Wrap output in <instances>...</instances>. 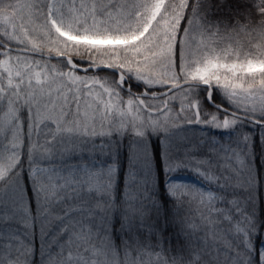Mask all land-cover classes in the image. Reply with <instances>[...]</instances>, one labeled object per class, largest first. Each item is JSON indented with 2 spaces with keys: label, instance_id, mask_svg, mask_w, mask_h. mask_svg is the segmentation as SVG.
<instances>
[{
  "label": "snow or ice",
  "instance_id": "1",
  "mask_svg": "<svg viewBox=\"0 0 264 264\" xmlns=\"http://www.w3.org/2000/svg\"><path fill=\"white\" fill-rule=\"evenodd\" d=\"M0 264H264V0H0Z\"/></svg>",
  "mask_w": 264,
  "mask_h": 264
},
{
  "label": "rangeland",
  "instance_id": "2",
  "mask_svg": "<svg viewBox=\"0 0 264 264\" xmlns=\"http://www.w3.org/2000/svg\"><path fill=\"white\" fill-rule=\"evenodd\" d=\"M181 179L184 180L186 183H189V184L199 185L201 183L197 178H195L191 175H183L181 177Z\"/></svg>",
  "mask_w": 264,
  "mask_h": 264
},
{
  "label": "trees",
  "instance_id": "3",
  "mask_svg": "<svg viewBox=\"0 0 264 264\" xmlns=\"http://www.w3.org/2000/svg\"><path fill=\"white\" fill-rule=\"evenodd\" d=\"M186 175H191V176H193V177H195V178H197L195 175H192V174H186ZM198 179V178H197ZM199 180V179H198ZM200 181V180H199ZM206 186V185H205Z\"/></svg>",
  "mask_w": 264,
  "mask_h": 264
}]
</instances>
